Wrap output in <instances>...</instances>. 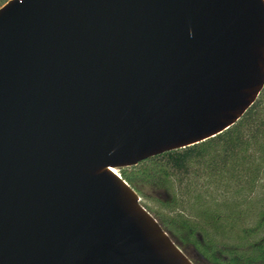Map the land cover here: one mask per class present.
<instances>
[{"label":"water","instance_id":"water-1","mask_svg":"<svg viewBox=\"0 0 264 264\" xmlns=\"http://www.w3.org/2000/svg\"><path fill=\"white\" fill-rule=\"evenodd\" d=\"M264 88V0L0 7V264H194L112 169L202 143Z\"/></svg>","mask_w":264,"mask_h":264},{"label":"trees","instance_id":"trees-1","mask_svg":"<svg viewBox=\"0 0 264 264\" xmlns=\"http://www.w3.org/2000/svg\"><path fill=\"white\" fill-rule=\"evenodd\" d=\"M120 176L138 196L144 184L171 194L161 205L169 220L148 211L171 238L188 240L214 264H264V88L223 133L121 169Z\"/></svg>","mask_w":264,"mask_h":264},{"label":"rangeland","instance_id":"rangeland-1","mask_svg":"<svg viewBox=\"0 0 264 264\" xmlns=\"http://www.w3.org/2000/svg\"><path fill=\"white\" fill-rule=\"evenodd\" d=\"M9 0H7L8 2ZM5 4V3H4ZM0 5L1 7L4 5ZM135 167V166H134ZM130 168H126L127 170H130ZM120 173V170H119ZM259 189V188H258ZM182 195L188 197V195H185L184 192H182ZM140 197V203L142 206L149 211L153 216H156L160 220H169L172 217V213L167 211L165 208L162 209L161 205L168 202L171 199V194L163 188H159L154 185H146L144 184L141 187V196ZM257 199L262 198V192L257 190L256 193ZM260 207V204H258ZM172 237V236H171ZM173 241L184 251L195 263L197 264H214L211 260L207 259L206 257L202 256L198 253V251L194 248L191 242L186 240L185 243H181L176 238H172Z\"/></svg>","mask_w":264,"mask_h":264},{"label":"bare ground","instance_id":"bare-ground-1","mask_svg":"<svg viewBox=\"0 0 264 264\" xmlns=\"http://www.w3.org/2000/svg\"><path fill=\"white\" fill-rule=\"evenodd\" d=\"M112 172H114L115 174H117V169H112Z\"/></svg>","mask_w":264,"mask_h":264},{"label":"built area","instance_id":"built-area-1","mask_svg":"<svg viewBox=\"0 0 264 264\" xmlns=\"http://www.w3.org/2000/svg\"><path fill=\"white\" fill-rule=\"evenodd\" d=\"M1 7V6H0ZM117 175L120 177V173H119V170H117Z\"/></svg>","mask_w":264,"mask_h":264}]
</instances>
